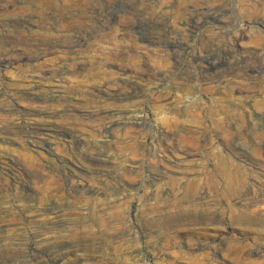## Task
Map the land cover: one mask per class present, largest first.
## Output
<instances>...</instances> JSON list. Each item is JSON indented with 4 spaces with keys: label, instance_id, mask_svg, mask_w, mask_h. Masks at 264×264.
Returning <instances> with one entry per match:
<instances>
[{
    "label": "rangeland",
    "instance_id": "rangeland-1",
    "mask_svg": "<svg viewBox=\"0 0 264 264\" xmlns=\"http://www.w3.org/2000/svg\"><path fill=\"white\" fill-rule=\"evenodd\" d=\"M65 1L0 0V264H264V0Z\"/></svg>",
    "mask_w": 264,
    "mask_h": 264
},
{
    "label": "bare ground",
    "instance_id": "bare-ground-1",
    "mask_svg": "<svg viewBox=\"0 0 264 264\" xmlns=\"http://www.w3.org/2000/svg\"><path fill=\"white\" fill-rule=\"evenodd\" d=\"M70 1V0H69ZM65 2H67V0L65 1ZM70 3H72V2H70ZM80 3V2H79ZM35 14V13H34ZM24 17V16H23ZM22 21V20H21ZM29 22V21H28ZM13 24V23H12ZM27 24V23H26ZM49 24V23H48ZM20 25V24H19ZM51 26V25H50ZM55 26V25H54ZM64 26V25H63ZM77 27V26H76ZM40 28H41V26H40ZM53 29V28H52ZM42 30V29H41ZM44 32V31H43ZM76 33V32H75ZM54 34V33H53ZM50 34H47V33H43V34H41L40 35V37L41 38H43V39H49L50 38ZM64 36V38H69L70 36L69 35H63ZM14 38H19V36H13V35H10V34H3V35H1L0 34V39L1 40H11V39H14ZM59 39V38H58ZM72 39V38H71ZM48 41V40H47ZM51 41V40H50Z\"/></svg>",
    "mask_w": 264,
    "mask_h": 264
}]
</instances>
